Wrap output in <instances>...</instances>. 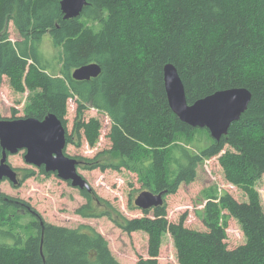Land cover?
<instances>
[{
  "label": "trees",
  "instance_id": "trees-1",
  "mask_svg": "<svg viewBox=\"0 0 264 264\" xmlns=\"http://www.w3.org/2000/svg\"><path fill=\"white\" fill-rule=\"evenodd\" d=\"M60 1L0 0V86L6 77L16 90L34 92L24 117L52 113L66 127L68 102L74 99L77 145L84 140L94 146L101 133L98 118H84L89 108L110 121V147L83 158L85 168L124 169L144 190L164 191L165 197L195 180L206 158L219 155L226 181L249 198L238 201L228 192L206 190L204 230L186 227L185 215L169 221L165 203L127 218L93 189L81 190L86 203L76 213L106 216L126 233L145 232L148 257L138 264H160L165 233L179 264H264V210L253 189L264 175V0H87L81 14L68 19ZM9 23L19 40L10 39ZM46 33L59 49L53 61L40 50ZM93 62L101 68L98 76L72 78L75 68ZM168 63L182 80L188 104L224 89L251 92L247 109L220 140L171 110L163 80ZM12 111V118H19ZM198 130L207 132L211 143L194 152L188 145ZM66 141L74 143L72 135L66 133ZM103 156L110 161L99 160ZM22 171L19 183L36 174L33 168ZM39 172L52 174L43 167ZM228 216L240 222L246 236L234 248L226 242ZM0 264L123 263L92 226L47 223L29 204L0 193Z\"/></svg>",
  "mask_w": 264,
  "mask_h": 264
},
{
  "label": "rangeland",
  "instance_id": "rangeland-1",
  "mask_svg": "<svg viewBox=\"0 0 264 264\" xmlns=\"http://www.w3.org/2000/svg\"><path fill=\"white\" fill-rule=\"evenodd\" d=\"M9 37L12 41L19 40V35L13 25H8ZM40 50L46 58L52 59L58 56L59 49L52 44L49 33L44 34L40 44ZM33 91L24 89L16 90L11 87L9 80L4 77L0 86V118L10 119L14 114L19 118L24 117L25 108L30 102ZM76 114V103L74 99L68 102L66 118V133L72 135L74 143H67L64 152L69 157L79 161L77 171L88 181L91 188L103 199L108 200L117 210L127 218L140 217L143 215L141 209L135 206L134 199L144 191V188L137 180L134 173L121 170L85 168L83 158H94L98 152L110 147L107 137L110 121L104 113L94 108H89L84 118L96 117L101 121L102 128L99 139L94 146H89L86 141L78 144V136L73 131V124ZM203 130L194 133L188 147L194 152L211 143L210 136ZM210 135V134H209ZM104 163L110 161L108 157H99ZM8 163L17 171L19 182L22 179V169L33 168L36 174L18 184H12L8 179L0 181V193L6 194L13 199L29 204L39 216L47 223L54 225L77 227L87 224L95 228L108 241L113 256L123 264H138L140 258H147L148 236L143 231L126 233L122 231L113 221L106 216L84 217L76 213L77 208L86 203L81 190L73 187L70 182L57 177L40 173L39 168L30 165L24 160V151L8 155ZM253 189L258 194L264 210V175L255 182ZM206 190H213L214 194L228 192L238 201H248V195L239 187L228 183L224 177L223 169L219 163V155L206 158L197 169L195 180L190 183H181L175 193L164 197L167 208V218L171 222H177L182 215H185V226L204 230L206 229L201 210ZM20 213V212H19ZM226 242L229 248H234L246 241V236L240 222L234 217H226ZM24 221H28L24 218ZM160 264H179L176 256V248L169 233L162 237L158 255Z\"/></svg>",
  "mask_w": 264,
  "mask_h": 264
},
{
  "label": "water",
  "instance_id": "water-1",
  "mask_svg": "<svg viewBox=\"0 0 264 264\" xmlns=\"http://www.w3.org/2000/svg\"><path fill=\"white\" fill-rule=\"evenodd\" d=\"M86 4L87 0H61L60 8L64 18L68 19L79 16ZM100 71V66L93 62L75 68L71 76L79 81L89 80L98 76ZM163 80L168 104L174 114L191 127L207 129L217 141L240 118L251 99L248 89L238 87L216 91L188 104L184 85L173 64L164 65ZM66 144V128L52 113L43 119L0 118V181L8 179L12 184L19 183L17 171L7 160L8 155L23 150L26 163L43 167L45 172L56 174L80 190H92L88 181L77 171L79 161L65 154ZM164 193L141 191L134 199V204L141 210L161 206Z\"/></svg>",
  "mask_w": 264,
  "mask_h": 264
}]
</instances>
